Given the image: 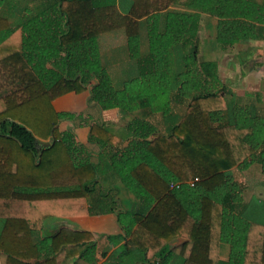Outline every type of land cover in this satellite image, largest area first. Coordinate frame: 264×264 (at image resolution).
<instances>
[{
    "label": "trees",
    "instance_id": "1",
    "mask_svg": "<svg viewBox=\"0 0 264 264\" xmlns=\"http://www.w3.org/2000/svg\"><path fill=\"white\" fill-rule=\"evenodd\" d=\"M130 1L122 14L119 0H33L34 8L10 17L11 1L0 0V264H58L43 255L46 247L93 264L91 233L62 229L35 245L28 221L117 212V200L98 191L104 167L105 178L121 181L140 202L127 218L118 214L130 237L118 254L141 252L149 264L173 254L184 264H264V199L247 203L248 186L233 173L258 165L264 176V104L228 90L200 40L207 15L216 20L213 51L264 42V0ZM119 29L131 62L116 83L99 37ZM86 91L101 110L160 114L165 133L134 120L129 144L95 164L74 133L59 128L71 115L53 106ZM184 105L176 121L174 107ZM113 138L104 125L90 128L91 143L107 147ZM93 199L108 207H89ZM177 238L186 241L172 247ZM222 244L231 248L228 261Z\"/></svg>",
    "mask_w": 264,
    "mask_h": 264
},
{
    "label": "crops",
    "instance_id": "2",
    "mask_svg": "<svg viewBox=\"0 0 264 264\" xmlns=\"http://www.w3.org/2000/svg\"><path fill=\"white\" fill-rule=\"evenodd\" d=\"M10 1L11 8L9 6L6 9L8 12H11L10 17L14 15L13 13H15L16 10L22 8V6L34 8L36 5L33 0ZM130 7V0H119L118 8L122 14H127L130 10ZM11 23H13V20L11 21ZM99 44L102 62L108 73L111 75L113 68L115 66H119L121 74L120 79L124 78V73H126L125 69L131 62L128 52V40L126 37L125 29H119L102 34L99 37ZM103 47H109L110 57H108V54L104 52ZM142 47L144 49L147 48L145 37L142 40ZM111 77L113 79L115 78L114 75H111ZM234 89L235 88L233 87L231 92L235 93L239 97H242L243 94L237 92ZM259 94L260 93L256 94L255 97L259 96L263 101L262 96ZM89 98V91L83 92L81 94L69 93L54 100L53 106L58 113L68 114L72 116L71 118L64 119L60 122L59 128L60 125L64 126V130L62 129L61 131H72L74 133L76 142L87 147V150L89 152V155L87 156L90 157L91 161H93L95 164H100L101 158H103L104 160L109 159L110 150L116 152L121 148H125L129 144V142L131 141V133L128 130L129 124L137 119L148 120L149 114H147L144 110H140L132 114L123 113L119 109L104 111L96 105L89 103ZM251 100H253V98ZM174 110H177V107H174ZM174 113L175 114L172 116L178 119L179 113H176L175 111ZM156 115H152L154 121ZM125 120H127V122ZM162 120L164 124L165 118L162 117ZM94 124L104 125L108 127L113 134L115 139L113 138V140L107 145V147H102L101 144H99V142L97 141H94L93 143L90 142V128ZM164 126L166 127L165 124ZM115 140L118 141L116 142V146L113 144V141ZM48 142L50 141H39L41 146L44 148H46L45 145ZM103 155L107 156L103 157ZM253 167L255 169L259 168L258 165H252L248 169L242 171H240L238 168L233 169L234 176L240 179V181H244V183L246 184L248 177L251 176L250 178L252 187L247 185L248 189L244 194V198L247 203H250L249 200L253 199L255 196H253ZM239 171L242 172V175L240 173L241 176L238 175ZM102 176H104V179L102 178ZM106 176H110L109 173H107V169L105 167L100 168V176L97 185L99 188L98 191L108 192L109 194L106 199L110 200L112 198H115L117 200L119 206L117 212L114 213L113 211H111L78 217H58L41 220H29L28 225L31 231L33 244L38 245L45 240L51 239L62 229H66L69 231L89 232L94 236L97 244V252L95 256L96 261L93 264H149L143 262L144 257L141 252H135L132 254L130 253L125 257L118 254V252L121 251L120 249L124 247L130 240L127 232L119 223L118 214L120 213V216L123 215L127 218L129 212H131V210L136 205H139L140 202L130 193L129 189L121 181H112L105 178ZM242 176L243 178H241ZM247 192H250V195H247ZM92 204H98L99 206L103 205L105 207H108V205L106 204L109 203L107 201L102 202V200L93 199L89 202V207L92 208ZM125 224L127 225V219H125ZM108 237H113V239L109 240ZM185 241L186 240L184 238H177L171 243V246L176 247L183 244ZM46 248L47 249H43V255H45V257L57 256L58 264H92L80 258L64 259L63 253L56 254L54 256L50 247ZM230 253V246L228 244H222L219 250L220 258L223 261H228ZM150 264L163 263L158 258H156L150 261ZM164 264H184V259L178 254H173L168 263Z\"/></svg>",
    "mask_w": 264,
    "mask_h": 264
},
{
    "label": "rangeland",
    "instance_id": "3",
    "mask_svg": "<svg viewBox=\"0 0 264 264\" xmlns=\"http://www.w3.org/2000/svg\"><path fill=\"white\" fill-rule=\"evenodd\" d=\"M202 18L200 33V40L202 44L201 50H203L202 55H205L207 59L217 58L216 60H218L219 63L220 78L222 83L225 84V87L230 91H232L234 87V90L243 94L242 98L245 100H248V98L252 99L253 96L255 97L256 94L260 93L259 95L262 96L264 101V42L259 41L246 43L243 45L241 44L225 53L213 51V45L211 46V44H213L215 38L216 20L207 15H204ZM145 42H147L146 39ZM103 50L108 54V57H110L109 47H103ZM111 75L115 76L113 80L117 83L121 77L119 66H115L113 68ZM186 106L187 105L179 106L177 110H174L176 113H179L178 119L176 121L182 119L186 111ZM154 119L155 121L153 120V116L149 115L148 120L154 124L158 132L165 133L166 128L163 124L162 116L158 114ZM125 121L127 122V120ZM62 129L64 130V126L60 125V130ZM240 171L238 172L239 176L242 175V172ZM252 175L253 196L255 195L253 199H264V176L261 173L260 168L255 169L253 167ZM250 177L251 176L248 177L247 185L252 187ZM241 178H243V176ZM247 195H250V192ZM253 199L249 200V202L252 203Z\"/></svg>",
    "mask_w": 264,
    "mask_h": 264
},
{
    "label": "built area",
    "instance_id": "4",
    "mask_svg": "<svg viewBox=\"0 0 264 264\" xmlns=\"http://www.w3.org/2000/svg\"><path fill=\"white\" fill-rule=\"evenodd\" d=\"M198 181H199V179H196L194 182H191V184H190V185H191V186H194V185H195V183H196V182H198ZM175 186H176V185H174V184L172 185V187H175Z\"/></svg>",
    "mask_w": 264,
    "mask_h": 264
},
{
    "label": "water",
    "instance_id": "5",
    "mask_svg": "<svg viewBox=\"0 0 264 264\" xmlns=\"http://www.w3.org/2000/svg\"><path fill=\"white\" fill-rule=\"evenodd\" d=\"M50 146H51V143H50V142H48V143L45 145L46 148H49Z\"/></svg>",
    "mask_w": 264,
    "mask_h": 264
}]
</instances>
